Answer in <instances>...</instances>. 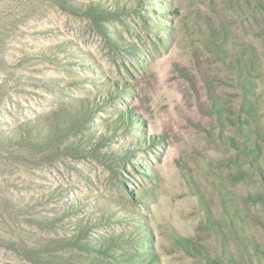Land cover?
<instances>
[{"label":"rangeland","instance_id":"rangeland-1","mask_svg":"<svg viewBox=\"0 0 264 264\" xmlns=\"http://www.w3.org/2000/svg\"><path fill=\"white\" fill-rule=\"evenodd\" d=\"M252 132L264 0H0V264H264Z\"/></svg>","mask_w":264,"mask_h":264},{"label":"trees","instance_id":"trees-1","mask_svg":"<svg viewBox=\"0 0 264 264\" xmlns=\"http://www.w3.org/2000/svg\"><path fill=\"white\" fill-rule=\"evenodd\" d=\"M249 113L256 110L254 103H250ZM250 128H253V123L248 120ZM253 132L247 136V142L245 143L242 151L247 158L251 160L250 165L253 166L255 163L259 170L261 171V175L264 178V136L259 139H254ZM241 153V152H240Z\"/></svg>","mask_w":264,"mask_h":264}]
</instances>
